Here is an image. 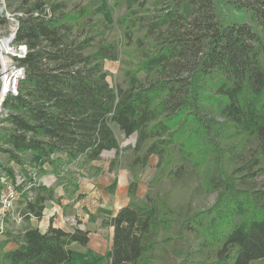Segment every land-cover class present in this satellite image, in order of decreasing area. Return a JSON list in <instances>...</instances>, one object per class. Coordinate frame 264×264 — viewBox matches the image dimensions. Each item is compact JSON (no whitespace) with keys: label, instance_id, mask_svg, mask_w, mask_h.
<instances>
[{"label":"trees","instance_id":"obj_1","mask_svg":"<svg viewBox=\"0 0 264 264\" xmlns=\"http://www.w3.org/2000/svg\"><path fill=\"white\" fill-rule=\"evenodd\" d=\"M14 3L23 13L15 40L28 51L19 59V95L2 104L0 152L20 171L27 175L31 154L57 175L98 171L93 162L103 152H119L113 125L127 137L137 134L129 163L135 181L151 155L159 158L157 184L213 161L218 194L211 206L177 215L161 199L141 223L135 208H120L104 264H264V0H231L257 29L225 23L213 0H116L126 6L118 24L133 46L126 87L111 85L104 70L106 60H118L119 45L95 44L91 31L79 39L94 3L6 0ZM0 171L17 181L13 168L0 163ZM37 189L25 220L40 219L45 202L56 199L48 187ZM89 234L77 225L67 231L51 223L45 232L28 226L9 234L15 249L0 245V264H64L73 257L70 245H87ZM164 243L180 245L183 257H167Z\"/></svg>","mask_w":264,"mask_h":264},{"label":"rangeland","instance_id":"obj_2","mask_svg":"<svg viewBox=\"0 0 264 264\" xmlns=\"http://www.w3.org/2000/svg\"><path fill=\"white\" fill-rule=\"evenodd\" d=\"M69 7L76 4H89L94 3V13L91 19H84V30L80 32L79 39L84 36L85 33L91 31L92 36L95 37L94 43L97 44L99 40H106L116 42L120 47V55L118 60L104 62V70L107 74V79L111 85L116 86L122 84L126 87L124 81L125 73L131 68V61L133 55L130 54L133 50V46H127L126 41L123 39L124 29L118 24V19L126 12V6L124 3L116 4V0H64ZM215 10L219 19L225 23L230 22H248L253 25L255 29V23L251 19V13L244 9L235 7L231 0H213ZM16 3L8 6V10L14 12L17 10ZM6 22L0 23V38L6 37L10 34L13 23L6 18ZM88 21V22H87ZM97 22V23H96ZM96 46L85 51L86 54L96 51ZM133 53V52H132ZM2 110V105L0 112ZM212 114H210L211 116ZM113 129L119 142V152L115 150L105 151L101 155L99 160L93 162V164L99 169L92 168L86 171L83 175H74L70 173L60 172L57 175L53 172L52 168L47 166L43 172H38V169L43 165L35 161L36 167L31 162V156L28 157V163L26 164L27 175L24 171H20V166L14 162L8 160V154L0 152V163L5 167L13 168L15 172L16 182L11 180L8 174L4 171H0V183L2 184L1 195L5 193L8 185H13L16 188H20L22 192L19 199L14 204V214L9 216L8 229L0 235V245L7 242L9 234H16L23 229V221L25 220L24 210L27 200H35L38 193L37 184L44 185L52 190L55 196V201H47L48 205L60 206L64 211L68 212V216L73 217L74 225H83L82 215L76 213V205L78 201L82 204L91 202L94 198L98 202L104 201V194L106 192L101 184H98L99 178L105 182V184H111L116 182H124L123 190L130 192L131 202L139 209L140 212L147 209L150 212L151 204L157 200H165L168 205L173 209L177 215H183L192 213L198 209H204L211 206L218 194L217 189H213V161L210 159L202 166L190 167L185 169L184 174L177 173L175 177L168 176L164 178L161 183H154L153 179L157 174L159 167V158L156 155H151L148 166L140 173L139 181L133 180L132 171L129 168V163L133 158L134 145L137 140V136L132 134L127 137L119 129L117 125H113ZM231 141L224 140L223 144H230ZM228 160V167L233 168L235 162ZM39 165V166H38ZM34 167L35 177L34 182L31 180L30 168ZM174 167V170H176ZM139 168L135 167L134 171L138 172ZM31 177V178H30ZM260 180V179H259ZM68 181L74 182L77 186L64 185ZM260 185V181H258ZM142 189L137 191L138 187ZM94 196V197H93ZM2 197V196H1ZM167 247V252L164 253L170 259L180 260L183 257V250L180 245H169L164 243ZM78 246V245H77ZM7 250V248H4Z\"/></svg>","mask_w":264,"mask_h":264},{"label":"crops","instance_id":"obj_3","mask_svg":"<svg viewBox=\"0 0 264 264\" xmlns=\"http://www.w3.org/2000/svg\"><path fill=\"white\" fill-rule=\"evenodd\" d=\"M30 156L33 165L37 166V164L34 163L35 161L39 162L40 165H43V158L41 156L36 154H31ZM43 166L47 169V166L49 165L44 164ZM105 182L107 181H104L101 178L98 180V184H101L103 189L106 190L103 202H98L96 198L86 204H82L81 201H78L76 205V213L85 218L83 219V225L77 224V226L89 230L90 239L85 246L76 242L71 244L70 248L72 249L73 257L71 261H67L64 264H104L105 259L111 255L110 246L114 231L111 225V219L114 213L124 206H131L138 212V223H141L149 214L147 209L140 212L131 202L132 197L130 192L123 190V181L108 185L105 184ZM137 187V191L142 190L140 186ZM51 223L53 226L63 228L67 231H71L73 226H76L73 223V217L68 216V212L60 208V206L48 205L46 201L42 217L38 219L32 215L29 219L24 220L22 231L29 226L45 232ZM17 246V242L10 240L7 241L4 248L11 250L15 249Z\"/></svg>","mask_w":264,"mask_h":264},{"label":"built area","instance_id":"obj_4","mask_svg":"<svg viewBox=\"0 0 264 264\" xmlns=\"http://www.w3.org/2000/svg\"><path fill=\"white\" fill-rule=\"evenodd\" d=\"M0 14L13 23L10 34L0 38V108L8 95H19V83L25 76V67L19 63L28 51L25 43L15 40L19 25L18 17L23 16L21 11L11 12L8 10L6 0H0ZM26 167V165H25ZM36 167V166H34ZM34 167L30 168V175L34 182L36 175ZM30 177V178H31ZM12 180V179H11ZM2 192V191H1ZM0 192V235L9 227V216L14 214V204L21 195L20 188L8 185L5 193ZM2 196V197H1ZM24 217V216H23ZM18 233V232H17Z\"/></svg>","mask_w":264,"mask_h":264},{"label":"water","instance_id":"obj_5","mask_svg":"<svg viewBox=\"0 0 264 264\" xmlns=\"http://www.w3.org/2000/svg\"><path fill=\"white\" fill-rule=\"evenodd\" d=\"M135 135L137 136V134L135 133Z\"/></svg>","mask_w":264,"mask_h":264}]
</instances>
